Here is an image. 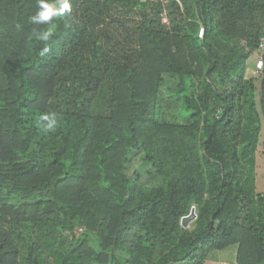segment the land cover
Listing matches in <instances>:
<instances>
[{
  "label": "trees",
  "instance_id": "obj_1",
  "mask_svg": "<svg viewBox=\"0 0 264 264\" xmlns=\"http://www.w3.org/2000/svg\"><path fill=\"white\" fill-rule=\"evenodd\" d=\"M71 4L0 0V264H264V0Z\"/></svg>",
  "mask_w": 264,
  "mask_h": 264
},
{
  "label": "rangeland",
  "instance_id": "obj_2",
  "mask_svg": "<svg viewBox=\"0 0 264 264\" xmlns=\"http://www.w3.org/2000/svg\"><path fill=\"white\" fill-rule=\"evenodd\" d=\"M256 57L257 56L255 55V60H256ZM248 64L249 66L251 65V58L249 59ZM250 68L251 70L247 71V74H246L247 77L255 76L253 72L254 67L250 66ZM166 79L169 85L171 86H173V84L176 81V78L171 77V76H166ZM142 166H143V163L141 160V156L140 155L134 156L132 160L129 162L128 173L131 175L133 174L135 176V171L139 170V168ZM143 168L145 167L143 166ZM140 175L142 177L143 184L146 186H151V185L158 183L157 180L150 179L145 171L141 170ZM236 251H237L236 246H230L226 249L213 251L210 255V258L206 261L205 264H234L235 259H236Z\"/></svg>",
  "mask_w": 264,
  "mask_h": 264
},
{
  "label": "clouds",
  "instance_id": "obj_3",
  "mask_svg": "<svg viewBox=\"0 0 264 264\" xmlns=\"http://www.w3.org/2000/svg\"><path fill=\"white\" fill-rule=\"evenodd\" d=\"M37 4L39 10L30 17V22L33 24H44L51 21L53 17H63L72 11L71 0H37ZM38 35L40 39L47 41L51 32L45 31Z\"/></svg>",
  "mask_w": 264,
  "mask_h": 264
},
{
  "label": "built area",
  "instance_id": "obj_4",
  "mask_svg": "<svg viewBox=\"0 0 264 264\" xmlns=\"http://www.w3.org/2000/svg\"><path fill=\"white\" fill-rule=\"evenodd\" d=\"M163 21L168 23V18H167L166 13L163 14ZM198 35L200 37H202L203 27H200ZM255 55L257 57H256V60L254 63L253 72H254L255 76L259 77L262 75V72L264 69V31H263V34L261 35L260 39H259L258 47L256 49ZM82 231H83V227H77L74 229V233L77 235H80Z\"/></svg>",
  "mask_w": 264,
  "mask_h": 264
},
{
  "label": "water",
  "instance_id": "obj_5",
  "mask_svg": "<svg viewBox=\"0 0 264 264\" xmlns=\"http://www.w3.org/2000/svg\"><path fill=\"white\" fill-rule=\"evenodd\" d=\"M196 218H197V208L196 206H193L191 208V212L182 218V225L184 227H188L190 223L194 221Z\"/></svg>",
  "mask_w": 264,
  "mask_h": 264
},
{
  "label": "crops",
  "instance_id": "obj_6",
  "mask_svg": "<svg viewBox=\"0 0 264 264\" xmlns=\"http://www.w3.org/2000/svg\"><path fill=\"white\" fill-rule=\"evenodd\" d=\"M254 63H255V55H253V56L251 57V65H250V66L254 67ZM250 66H248V70H247V71H250V70H251ZM220 262H221V261H220ZM222 262H224V261H222Z\"/></svg>",
  "mask_w": 264,
  "mask_h": 264
}]
</instances>
